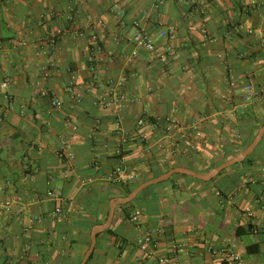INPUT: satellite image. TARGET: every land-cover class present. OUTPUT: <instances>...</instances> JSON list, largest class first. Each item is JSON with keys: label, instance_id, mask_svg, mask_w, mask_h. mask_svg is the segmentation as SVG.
Returning a JSON list of instances; mask_svg holds the SVG:
<instances>
[{"label": "crops", "instance_id": "1", "mask_svg": "<svg viewBox=\"0 0 264 264\" xmlns=\"http://www.w3.org/2000/svg\"><path fill=\"white\" fill-rule=\"evenodd\" d=\"M138 31L153 51L135 42ZM167 119L187 135L168 143ZM262 121L264 0H0V200L13 204L0 207V264H79L126 183L174 167L206 173ZM252 154L209 181L176 173L117 202L89 264H223L225 246L264 264V138ZM142 233L155 250L140 248Z\"/></svg>", "mask_w": 264, "mask_h": 264}, {"label": "built area", "instance_id": "2", "mask_svg": "<svg viewBox=\"0 0 264 264\" xmlns=\"http://www.w3.org/2000/svg\"><path fill=\"white\" fill-rule=\"evenodd\" d=\"M88 21L90 22L91 27H95L96 25L100 24L101 21L100 20H95L92 18L91 15L87 16ZM238 30L242 31H247L248 33H252L253 30L250 28H246L243 24L238 25L237 27ZM59 34H61V31H59ZM163 36H166V32H162L161 33ZM90 38H91V43H92V50H95L94 48H99L98 46V34L95 32L94 29H92L91 34H90ZM134 40L135 42L141 46V47H145L146 49L153 51L155 49V43L154 40L152 39L151 35H149L148 33H146L145 31H138L135 36H134ZM134 56H137V52L134 51L133 53ZM93 58V57H92ZM100 60H102V58H100ZM111 83L113 84V82L111 81ZM119 86L120 83H117ZM9 86V82L8 81H4L1 84V87H5L7 88ZM117 86L114 88V95L116 97H121L124 98L123 94H120L118 91ZM40 94L42 96L45 97H49L50 98V103L51 106L53 108H61L62 107V100L59 99L54 93H52L51 91H49L46 88H42L40 90ZM256 93H255V89L253 84H249L246 86L245 88V94H244V98L246 101H252L255 97ZM167 121L169 122L167 127L164 129V134L165 137L167 138L168 143L173 142V138H174V133L175 131L177 133L182 134L183 136L187 135L184 130L182 129V126L180 125V123L171 120V119H167ZM142 122V121H141ZM60 152L70 158L74 157L72 151H71V147H70V143L68 140L64 139L62 140V144H61V148H60ZM118 174L122 176V178L126 181L135 179L136 176L132 173H126L123 170H118ZM247 182H256V180L254 178H249V180ZM48 197H51L55 200H61L62 196L61 193L56 191V190H49L48 191ZM0 207H2L3 209L6 210H12L13 204L11 201L9 200H0ZM22 210V209H20ZM61 207H57L55 209L56 213H61ZM248 213L250 215H253V212L250 209H247ZM142 211L141 210H136L133 213L132 216V221H138L139 217L141 216ZM138 245L140 246V248L142 250L148 251L150 248H152L153 250L156 249V247L158 246V240L156 238H154V236L151 233H142L139 238H138ZM220 254H222L223 256V261L226 262V264H247L243 257L241 256V254L236 250L235 246H225L222 247L219 250ZM169 259L166 257H161L159 258V262L161 264H168L169 263Z\"/></svg>", "mask_w": 264, "mask_h": 264}, {"label": "water", "instance_id": "3", "mask_svg": "<svg viewBox=\"0 0 264 264\" xmlns=\"http://www.w3.org/2000/svg\"><path fill=\"white\" fill-rule=\"evenodd\" d=\"M263 138H264V124L258 129V132L253 138V140L242 151L238 152L235 156L221 163L220 165L212 168L210 171L206 173H198L188 167H174L158 177L148 179L144 181L143 183L139 184L125 197L117 198L111 205V209H110L107 221L93 228L92 233H91V245L79 264L88 263L96 247L98 233L108 229L111 226L113 219H114L115 212H116L117 202L122 203V204H128L134 201L138 197V195L145 189L157 183L168 180L171 176H173L176 173L187 174V175H191L193 177H196L202 180L209 181L213 179L214 177H216L218 174H220L223 170L237 163L243 162L248 156H250L252 153L255 152L256 148L261 143Z\"/></svg>", "mask_w": 264, "mask_h": 264}, {"label": "trees", "instance_id": "4", "mask_svg": "<svg viewBox=\"0 0 264 264\" xmlns=\"http://www.w3.org/2000/svg\"><path fill=\"white\" fill-rule=\"evenodd\" d=\"M98 46H99V43H98ZM94 49H97V48H94ZM263 124H264V121H262V122L258 125L257 128H259V127L262 126ZM254 136H255V135H253L252 138L248 139V140L243 144L244 148H245V147H246V146H247V145L253 140ZM240 149H241V148L236 149V151L233 152L232 154H227L222 160L216 162V163L213 164L212 166L220 165L221 163H223V162H225L226 160L230 159L231 156L237 154V152H238ZM252 155H253V154H251L250 156H248V157H247L243 162H241V163H247V162L251 161V160L253 159V158H252ZM238 164H239V163H237V164H235V165H238ZM233 166H234V165H233ZM223 171H224V170H223ZM223 171H222V172H223ZM248 183H250V182H248ZM137 185H138V183H135V184L126 183V184H125V194L128 195V194H129V193H130V192H131V191H132ZM150 187H152V186H150ZM142 193H143V191L138 195V197H137L134 201H136V200L141 196ZM134 201H133V202H134ZM131 204H132V202L126 204L125 206L131 205ZM252 230H253V226H252ZM105 232H106V233H112V229H111V228H108ZM92 258H93V255L90 257L89 261H90ZM89 261H88L87 264H89ZM223 264H226V262L223 261Z\"/></svg>", "mask_w": 264, "mask_h": 264}]
</instances>
